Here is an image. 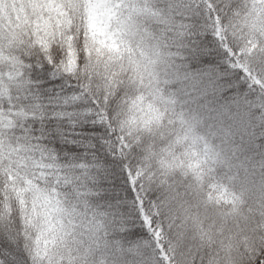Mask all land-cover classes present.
Returning <instances> with one entry per match:
<instances>
[{
    "label": "snow or ice",
    "instance_id": "6c2138e0",
    "mask_svg": "<svg viewBox=\"0 0 264 264\" xmlns=\"http://www.w3.org/2000/svg\"><path fill=\"white\" fill-rule=\"evenodd\" d=\"M0 264H264V0H0Z\"/></svg>",
    "mask_w": 264,
    "mask_h": 264
}]
</instances>
